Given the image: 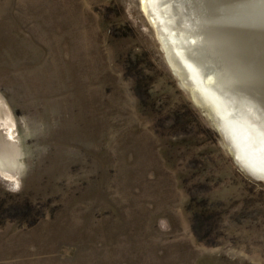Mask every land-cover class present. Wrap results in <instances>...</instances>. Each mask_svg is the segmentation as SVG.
<instances>
[{"label": "rangeland", "instance_id": "1", "mask_svg": "<svg viewBox=\"0 0 264 264\" xmlns=\"http://www.w3.org/2000/svg\"><path fill=\"white\" fill-rule=\"evenodd\" d=\"M214 14L222 48L194 54L244 92L220 95L235 111L264 112L262 69L232 67L264 17ZM171 64L140 0H0V264H264V180Z\"/></svg>", "mask_w": 264, "mask_h": 264}, {"label": "bare ground", "instance_id": "2", "mask_svg": "<svg viewBox=\"0 0 264 264\" xmlns=\"http://www.w3.org/2000/svg\"><path fill=\"white\" fill-rule=\"evenodd\" d=\"M158 1L161 2V0H158ZM158 1L157 0H140L143 11L147 14L152 24L156 26L157 28L159 40L162 44L163 49L165 50L167 58L170 60V63H172L171 64L172 68H174L175 70L183 69L182 70L183 73L181 76L184 78L185 85L190 86L191 90L190 89L189 90L192 91V93L195 95V98L197 99L199 103H201L202 106L206 107L210 111V113L211 111L213 112L214 117L216 118L215 121L218 123L219 127H223V132L225 133L224 136L228 140L229 144L232 145V151L235 153L234 155L236 156L237 161L244 168H246L252 175H255L258 178H261L264 180V128L261 126V124L264 125V112H262L258 106L256 107L254 104H252L249 101H248L249 103L244 101L248 105V106H245L248 108L247 110L244 109L246 110L245 112H242L240 109H238V111L237 110L235 111L233 105L229 102L230 100L232 102L233 97L232 98L229 97L230 100L226 101L224 98H222V96H220L221 93L224 94V93L230 92V94L232 95L238 93V92L236 93L233 92V91H237L235 90L237 86L235 84L234 86H232L233 83H235L234 80L233 79L230 80L226 74L224 75V73L220 72L219 69H216V67H213V68L209 67V65L206 62L208 60H205V62L203 60L200 61L198 58L199 56L194 54V52H199L198 49L200 50V53L201 51L203 53L205 52V50L202 49L201 47L203 44L199 40L200 39L199 37L201 38L208 37L210 39L209 42H211V44L213 45L214 49L217 52L218 50L220 51V49L222 48L221 46L217 45L218 42L216 43L215 41L216 38L214 37L211 38V36L209 37L208 35H211V34L207 32V31H216L219 29L218 26L221 23H219L218 21L212 20L213 18H211L214 15L216 16V14H214L215 12L220 17L222 16L224 20L222 23L224 25L228 24L226 28H230L228 27L231 24L230 20L231 19L234 20V23H235L234 27L237 31L242 21L249 24L248 21L252 19L253 15L255 14L258 15L257 12H259L260 15H262L261 17H264V0H212V5L209 7L210 11L208 12V15L206 12H204L203 10L204 7L202 6V3H200L201 5H198L199 2L197 1L198 4L197 2H195V4L193 5V1L195 0H189L190 3H188V5L190 7V10H188V5L187 6L184 5V3H183V6H181L182 8L181 7L179 8L177 6L174 7L172 4L168 5L169 1H172V0H167L166 3L161 2V8H163L162 6L164 5V10L165 11L167 10V13L170 12L172 14L171 15L172 18L170 19V21L173 22V28L165 27V25L162 24L163 20H162L161 13H159L158 7L157 8L155 7V5H157L156 2ZM174 8L176 9L174 10ZM187 11H190V12H187ZM180 17L184 18L183 21L184 22L187 21V23L185 22L183 25L182 24L180 26L176 25L174 27V25L178 23L177 19H179ZM185 17H188L189 19ZM202 20L205 21L204 24L206 27L204 26L203 23H201ZM242 28L244 30L246 26H242ZM259 32L260 31H247L246 37L250 38L249 35L257 36ZM260 35L262 36V37H259L261 41L260 43L261 52L260 53L257 52V53L261 55L263 59L262 61L260 60V57L259 55H257L256 52L253 53V51H251L253 50V48L249 50L248 55L246 54L242 56V58H239V57L232 58L234 60L232 67L234 68L237 75L239 77L241 76L242 79L244 78L243 80L245 81L252 80V77H253L252 74H254V72H258L260 69H262V72L264 73V70H263L264 64L262 66L261 64H257L256 62L258 58L262 63L264 62V31H262ZM228 49H231V48H228ZM224 51L226 52V50ZM175 57L176 58L178 57V59L181 62V65L179 63L174 62ZM210 63H212V61ZM212 64H215V63H212ZM214 66H216V64ZM248 66L251 67V70L247 68ZM221 73H223V75ZM263 73H260V74L263 75ZM256 74L257 73H255V76ZM262 78L263 77H261V79ZM263 80L264 79H262V81ZM257 85H254L252 83L251 87L249 86V88L253 89L255 86L258 87ZM207 87H211L212 90L207 89ZM243 94L244 92L242 93V95ZM237 95L238 94H236V96ZM259 97H260V94H259ZM256 103L258 102H255V104ZM239 105L242 106L244 104L241 102ZM254 110L261 113V115L257 116L259 123H255L251 120L250 114ZM218 120L219 121L221 120L222 123L219 122ZM258 127H260L261 129ZM0 175L8 179L13 177L12 171L10 170L4 157H3V161L0 160Z\"/></svg>", "mask_w": 264, "mask_h": 264}, {"label": "water", "instance_id": "3", "mask_svg": "<svg viewBox=\"0 0 264 264\" xmlns=\"http://www.w3.org/2000/svg\"><path fill=\"white\" fill-rule=\"evenodd\" d=\"M230 145V147L232 148V145L231 144H229Z\"/></svg>", "mask_w": 264, "mask_h": 264}]
</instances>
